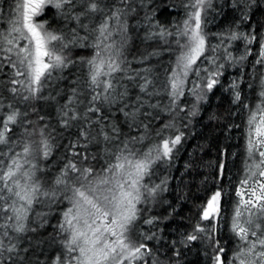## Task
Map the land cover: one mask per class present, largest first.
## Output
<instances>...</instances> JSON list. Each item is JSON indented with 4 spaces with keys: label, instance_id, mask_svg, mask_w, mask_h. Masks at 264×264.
I'll use <instances>...</instances> for the list:
<instances>
[{
    "label": "snow or ice",
    "instance_id": "1",
    "mask_svg": "<svg viewBox=\"0 0 264 264\" xmlns=\"http://www.w3.org/2000/svg\"><path fill=\"white\" fill-rule=\"evenodd\" d=\"M133 24L163 45L129 53ZM217 90L246 110L242 173L228 206L219 162L196 216L173 227L186 197L165 194L192 169L172 174ZM53 213L44 248L33 237ZM193 250L197 264H264V0H0V264H188Z\"/></svg>",
    "mask_w": 264,
    "mask_h": 264
},
{
    "label": "trees",
    "instance_id": "2",
    "mask_svg": "<svg viewBox=\"0 0 264 264\" xmlns=\"http://www.w3.org/2000/svg\"><path fill=\"white\" fill-rule=\"evenodd\" d=\"M159 3L160 0H157ZM216 3H220L221 0H214ZM168 3H175L180 6L182 0H165V5ZM183 13V8L178 7L177 9L166 8L162 13L161 19L170 21L171 17H175L177 20L180 19ZM230 15V13H229ZM223 23V18L216 17L211 24H209V31L215 32L218 27ZM131 37L129 41L128 51L131 54H139L140 52L150 49L153 46L163 45V41L160 40H146L143 32L144 26L133 24L130 27ZM87 54V53H84ZM131 59V56H129ZM169 59V53L163 52L159 58H153L152 63L156 65V70L163 75L162 69L167 66ZM140 65L133 62L132 67L136 68ZM70 72H75L74 68L65 70V77L69 76ZM228 74H235L233 70H229ZM67 83V80L65 81ZM244 91L247 93V89ZM252 100H255L257 96V90L254 86L251 93H248ZM219 97L217 99L216 97ZM38 106L44 107L43 102H38ZM215 112L218 116L222 115V120H210L208 115L210 112ZM245 120L246 110L241 104H233L230 101V94L221 95L220 91L217 90L216 94L210 98V103L204 108V110L196 118L195 130L188 137L185 148L179 153V159L175 164L173 170L174 176H181L182 166L185 160L192 163L193 167L183 176L180 184V190H176V180L170 182L169 192L165 194V198L171 201L173 204L179 200L180 196H185L186 199L179 200L180 208L177 209L175 218L171 221V226H176L177 222L182 217L186 219L191 216L195 217L197 214V205L201 203L206 195L210 194V191L215 187L212 181V176L216 175L217 164L221 161L224 163L225 178L220 181L221 185L227 186L229 191L225 195V200L228 201L230 206L231 201L234 197V191L232 190L237 182L238 177L242 173L244 163V143H245ZM232 123L238 125L232 129L227 128V124ZM61 130L57 128V132ZM68 133H63L62 136H56V144L58 148L53 153V156L49 158L48 163H52L57 159V152H64L65 145L67 144ZM202 147V151H201ZM231 177V180L227 177ZM208 179L205 180L204 178ZM166 205H159L152 210L153 215H160L165 211ZM58 213H53L50 217V224L45 229L40 230L37 236L33 237V243L37 240L44 241L41 247L47 248L49 241V234L52 232V225L56 223V217ZM227 216H225V224L223 233L228 231L227 227ZM166 224L168 222H165ZM184 223H180V227H183ZM146 227V226H145ZM222 233V234H223ZM167 234V233H166ZM229 241V245H231ZM198 254L195 250L188 253L187 261L188 264H197Z\"/></svg>",
    "mask_w": 264,
    "mask_h": 264
}]
</instances>
